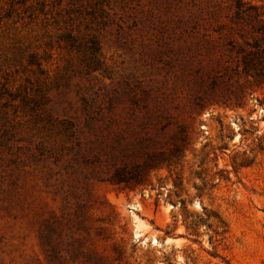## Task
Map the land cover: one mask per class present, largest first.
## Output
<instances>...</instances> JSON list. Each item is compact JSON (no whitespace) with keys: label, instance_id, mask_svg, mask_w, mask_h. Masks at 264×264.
I'll use <instances>...</instances> for the list:
<instances>
[{"label":"rangeland","instance_id":"374dc122","mask_svg":"<svg viewBox=\"0 0 264 264\" xmlns=\"http://www.w3.org/2000/svg\"><path fill=\"white\" fill-rule=\"evenodd\" d=\"M235 4L0 0V264H264Z\"/></svg>","mask_w":264,"mask_h":264},{"label":"trees","instance_id":"16d2710c","mask_svg":"<svg viewBox=\"0 0 264 264\" xmlns=\"http://www.w3.org/2000/svg\"><path fill=\"white\" fill-rule=\"evenodd\" d=\"M258 9L254 5L236 0L233 14L230 17L231 22L239 25H247L251 20L258 25L256 30L259 33V38L252 39V42L244 40V46L232 49L237 53L242 52L236 59L237 64L233 68L234 72L240 73V76L247 81L250 80V83L255 86L264 85V9L261 15L258 13ZM175 150L180 152L177 145ZM171 154L177 153L172 152Z\"/></svg>","mask_w":264,"mask_h":264},{"label":"water","instance_id":"95a60500","mask_svg":"<svg viewBox=\"0 0 264 264\" xmlns=\"http://www.w3.org/2000/svg\"><path fill=\"white\" fill-rule=\"evenodd\" d=\"M127 207L129 208V209H131V205H127ZM131 236H132V239H136V237L134 236V233L132 232V234H131ZM165 241L163 240L162 241V243H164ZM150 244H151V242H150ZM151 245H153V244H151Z\"/></svg>","mask_w":264,"mask_h":264},{"label":"bare ground","instance_id":"6f19581e","mask_svg":"<svg viewBox=\"0 0 264 264\" xmlns=\"http://www.w3.org/2000/svg\"><path fill=\"white\" fill-rule=\"evenodd\" d=\"M134 233V232H133ZM135 236V235H134ZM136 237V236H135ZM151 244H152V242H151Z\"/></svg>","mask_w":264,"mask_h":264}]
</instances>
